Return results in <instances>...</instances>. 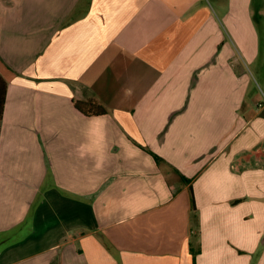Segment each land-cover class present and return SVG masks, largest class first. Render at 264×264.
<instances>
[{
    "label": "crops",
    "instance_id": "crops-1",
    "mask_svg": "<svg viewBox=\"0 0 264 264\" xmlns=\"http://www.w3.org/2000/svg\"><path fill=\"white\" fill-rule=\"evenodd\" d=\"M202 2L0 0V264H264V70Z\"/></svg>",
    "mask_w": 264,
    "mask_h": 264
},
{
    "label": "rangeland",
    "instance_id": "rangeland-1",
    "mask_svg": "<svg viewBox=\"0 0 264 264\" xmlns=\"http://www.w3.org/2000/svg\"><path fill=\"white\" fill-rule=\"evenodd\" d=\"M213 16V42L216 54L229 49L233 65L246 68V74L254 83L258 82V71L264 70V0H202ZM257 13V14H254ZM27 221V220H26ZM31 230L29 221L17 233L27 234ZM31 232V231H30ZM15 232H6L11 237ZM8 243L7 245H10ZM6 245L0 239V250ZM30 243L19 251H30Z\"/></svg>",
    "mask_w": 264,
    "mask_h": 264
},
{
    "label": "trees",
    "instance_id": "trees-1",
    "mask_svg": "<svg viewBox=\"0 0 264 264\" xmlns=\"http://www.w3.org/2000/svg\"><path fill=\"white\" fill-rule=\"evenodd\" d=\"M254 14H257V13H254ZM5 91H6V81L0 75V122H1V118H2L4 102H5ZM74 106L81 113H83L84 115H87V116L101 115V114L107 113L106 108L102 104H100L97 100H95L94 98L76 99V100H74ZM149 152L153 156H155L156 159H161L159 156H157L153 152H151V151H149ZM191 205H192V207H194L192 195H191Z\"/></svg>",
    "mask_w": 264,
    "mask_h": 264
},
{
    "label": "built area",
    "instance_id": "built-area-1",
    "mask_svg": "<svg viewBox=\"0 0 264 264\" xmlns=\"http://www.w3.org/2000/svg\"><path fill=\"white\" fill-rule=\"evenodd\" d=\"M264 104V95L262 96V99L257 103L258 106H262Z\"/></svg>",
    "mask_w": 264,
    "mask_h": 264
}]
</instances>
